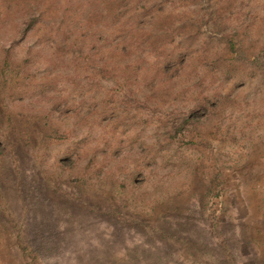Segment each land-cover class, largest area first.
Here are the masks:
<instances>
[{
  "label": "rangeland",
  "instance_id": "obj_1",
  "mask_svg": "<svg viewBox=\"0 0 264 264\" xmlns=\"http://www.w3.org/2000/svg\"><path fill=\"white\" fill-rule=\"evenodd\" d=\"M110 1L0 0V264H156L138 234L162 260L233 264L238 230L243 263L264 264V0H114L116 20ZM87 22L120 44L133 29L130 80L77 49Z\"/></svg>",
  "mask_w": 264,
  "mask_h": 264
},
{
  "label": "trees",
  "instance_id": "obj_2",
  "mask_svg": "<svg viewBox=\"0 0 264 264\" xmlns=\"http://www.w3.org/2000/svg\"><path fill=\"white\" fill-rule=\"evenodd\" d=\"M114 0H111L108 6H106L102 11L100 9V14L101 16H106L108 19H113L116 20L117 17V12H118V8L116 6H113L111 3ZM91 14H96V13H91ZM89 14V15H91ZM37 16L36 15H31L26 17L25 19H23L22 21V28L20 30V35L23 36L25 34V32L27 31L28 27L36 20ZM89 22L83 24L82 26L85 28H75V33L73 32V38H81L82 40L79 42V44L77 45V49H80L82 47H86L87 49L91 50V48L93 47L94 51L98 48H101V52L99 54H106V65H108L110 67V69L113 71L111 72L112 77H113V82H112V86H118L119 84H121V82H127L128 80L131 79V77H133V68L136 66V62H128V63H124L123 64V69L120 70H116V66L118 65V59L121 57V55L123 54L125 48V44L127 42H130L133 37H134V32L133 29H129L128 34H126V36L124 37L125 40H123L122 44L119 43L117 36L115 37L114 35H109L108 33L103 34L102 36H100V34H98L96 32V30L92 27H89ZM61 34V38L60 40L65 39L66 37H68L67 39V43L63 44L61 42V45L59 43H57L55 46L58 50H61L63 53H65V49L69 50L70 47H73L74 43V39L70 38L67 34H66V29H61L58 31V34ZM136 36V35H135ZM76 46V45H75ZM0 50L3 51V54L5 55V57H8V49L1 45L0 46ZM39 51V48H34V47H29V50H27V53L31 56L32 54H36ZM56 51V49H55ZM123 51V52H122ZM54 52V51H53ZM52 53L49 54H44L43 57L45 58L44 60V64L47 65H51L52 60L54 58V55ZM27 61V55L26 57H24V61ZM105 64V63H104ZM115 69V70H114ZM101 72H103L102 69H99ZM150 71H147L146 74H149ZM146 79V75L142 76V80L145 81ZM204 100V98H203ZM198 104V103H197ZM197 104L195 106H193L190 109V112H194L198 106ZM50 107L48 109H45L46 115H50V111L56 109V105L54 103H50L49 105ZM62 110H57V113L62 114ZM76 112V111H75ZM172 132L169 133L170 137H173V135H175L177 132L179 133V129H180V123L174 124L172 126ZM3 135V138L0 137V145L7 148V145L9 144V142L4 141V143H2V141L4 140V137H7V131H2L1 132ZM61 133H57L56 134V139L58 138H62L61 137ZM1 153V152H0ZM197 201V200H196ZM190 218L193 219L195 221V223L198 222L197 217L194 215L193 211H191L190 213ZM221 217V216H220ZM219 217V218H220ZM224 219H221V221L223 222ZM171 221V220H170ZM190 222V220H189ZM172 224H177L175 222H172ZM210 227H206L205 229H209L208 231L210 232L208 233V235H211V243H215L216 245H219V239H215L214 241H212V238L215 237L214 236V230L210 229ZM241 232V231H240ZM239 230L238 232L235 231L237 240L236 243L234 244V251L235 253L230 254V259L232 261L233 264H244L243 263V259H242V251L240 250V248L244 247V243L245 240H243V238L240 237V235L238 233H240ZM110 235L111 238L114 241H118L121 239H124L123 236L121 235V233H119L116 229V227L114 226V224H112V227L110 229ZM242 233V232H241ZM43 235V234H42ZM24 239L21 237L19 231L15 234V236L13 237V242L15 244V246H17L18 249V254L17 256L25 258L27 256H30V258H34L35 257V251L36 249L34 248V246L30 243H28L27 241H24V243L22 244L21 241H23ZM125 240V239H124ZM134 244L135 246H140L141 250H145V251H149V253H152L153 256H155L156 259V264H182L180 262H175L174 260H169V259H160L159 256L163 254V252H166V249L164 246H159L158 243H150V240H146L141 238V236L138 234ZM30 244V245H28ZM160 251V252H159ZM123 254V253H122ZM162 260V261H161ZM161 261V262H159ZM174 261V262H173ZM159 262V263H158ZM150 264V262H149ZM207 264H217L215 261L212 262H208Z\"/></svg>",
  "mask_w": 264,
  "mask_h": 264
}]
</instances>
